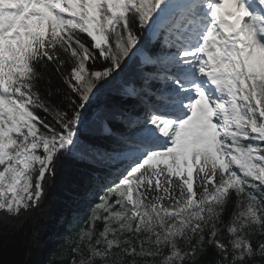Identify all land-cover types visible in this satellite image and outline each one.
<instances>
[{
  "label": "snow or ice",
  "instance_id": "6c2138e0",
  "mask_svg": "<svg viewBox=\"0 0 264 264\" xmlns=\"http://www.w3.org/2000/svg\"><path fill=\"white\" fill-rule=\"evenodd\" d=\"M106 85L142 111L101 144ZM65 156L93 166L72 264H264V0H0V246Z\"/></svg>",
  "mask_w": 264,
  "mask_h": 264
},
{
  "label": "trees",
  "instance_id": "16d2710c",
  "mask_svg": "<svg viewBox=\"0 0 264 264\" xmlns=\"http://www.w3.org/2000/svg\"><path fill=\"white\" fill-rule=\"evenodd\" d=\"M132 75V70L122 73L117 84ZM131 101L129 96L118 94L116 85H106L86 113V125L81 126L83 136L97 143H110V136L101 134L110 123L97 117L101 113L110 116L116 109L127 111ZM113 124L116 128H123L116 121ZM91 175L93 166L90 161L65 156L59 162L54 185L48 189L39 207L15 222L10 235L14 243L0 246V264H72L75 254L65 239L75 237L89 215V205L94 202L86 193Z\"/></svg>",
  "mask_w": 264,
  "mask_h": 264
},
{
  "label": "rangeland",
  "instance_id": "374dc122",
  "mask_svg": "<svg viewBox=\"0 0 264 264\" xmlns=\"http://www.w3.org/2000/svg\"><path fill=\"white\" fill-rule=\"evenodd\" d=\"M139 105H137L136 107H138Z\"/></svg>",
  "mask_w": 264,
  "mask_h": 264
}]
</instances>
